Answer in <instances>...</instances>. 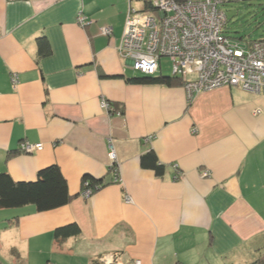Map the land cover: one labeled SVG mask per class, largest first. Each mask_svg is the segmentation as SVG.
Masks as SVG:
<instances>
[{
  "label": "crops",
  "instance_id": "obj_1",
  "mask_svg": "<svg viewBox=\"0 0 264 264\" xmlns=\"http://www.w3.org/2000/svg\"><path fill=\"white\" fill-rule=\"evenodd\" d=\"M130 8L143 0H0V172L33 180L55 164L73 196L43 212L0 208V264H30L31 249L53 255L40 264H93L114 251L125 264L264 255V96L231 86L189 100L183 85L128 83L136 75L118 45ZM22 141L42 148L20 152ZM149 148L162 176L140 166ZM70 223L80 234L56 244L54 229Z\"/></svg>",
  "mask_w": 264,
  "mask_h": 264
},
{
  "label": "built area",
  "instance_id": "obj_2",
  "mask_svg": "<svg viewBox=\"0 0 264 264\" xmlns=\"http://www.w3.org/2000/svg\"><path fill=\"white\" fill-rule=\"evenodd\" d=\"M226 1L239 0H154V6L161 9L163 15L130 8L118 45L120 57L129 62L135 72L147 75L156 73L160 59L167 57L172 72L182 78L189 100L196 94L231 86L264 96V41L242 44L224 36L226 16L218 5ZM78 20L81 23L84 18ZM110 30L107 26L101 28L105 34ZM11 81L17 82L15 73ZM100 107L120 114L105 98L100 99ZM149 139L150 136L145 140ZM41 148V143L22 141L19 144V151L23 153ZM109 159L112 170H116L111 144ZM202 175L208 176V172L203 171ZM114 181H117L116 177ZM90 192L91 188L86 187L81 195L87 197ZM125 200L131 202L129 197ZM95 261L125 264L121 254L115 251L100 254ZM131 264L141 263L133 260Z\"/></svg>",
  "mask_w": 264,
  "mask_h": 264
},
{
  "label": "trees",
  "instance_id": "obj_3",
  "mask_svg": "<svg viewBox=\"0 0 264 264\" xmlns=\"http://www.w3.org/2000/svg\"><path fill=\"white\" fill-rule=\"evenodd\" d=\"M175 2H182L184 0H173ZM245 1V0H239ZM234 2V1H230ZM230 2H223L220 5H226ZM154 11L163 15L161 9L154 6V0H143L142 11ZM225 14V13H224ZM227 22V20H225ZM225 22V25H226ZM225 33V26L223 34ZM225 36V34H224ZM231 40H238L242 44H248L253 41H264V38L257 40H245L244 38H230ZM44 39L38 38L37 52L39 56H43L48 52L47 45L44 46ZM44 46V48H43ZM157 73V72H156ZM147 75L140 74L126 78L130 84L149 85V84H162L166 86L182 85L183 81L180 76L176 74L171 75ZM114 107L113 103L110 104ZM140 166L142 168L151 169L156 176H162L165 166L161 164L152 148L139 156ZM95 182L90 179L89 186ZM73 196L68 192L67 182L62 175L58 165L51 164L39 169L33 180H14L8 173L0 172V208H20L26 205L34 206L37 212L52 210L68 204ZM80 228L76 223H70L61 227H57L53 231V238L56 244H60L68 237L78 236ZM93 264H97L94 261ZM249 264H264V255L256 257L254 261Z\"/></svg>",
  "mask_w": 264,
  "mask_h": 264
},
{
  "label": "rangeland",
  "instance_id": "obj_4",
  "mask_svg": "<svg viewBox=\"0 0 264 264\" xmlns=\"http://www.w3.org/2000/svg\"><path fill=\"white\" fill-rule=\"evenodd\" d=\"M218 8L226 16L225 36L230 38L242 37L251 41L264 38V0L234 1L226 5H220ZM160 69L164 74H173L171 62L167 57L160 59ZM130 70L131 74L139 75L133 69L130 68ZM147 138L148 136L145 139ZM52 256L51 253L39 256L31 249L29 254L30 264H40L43 259L47 260Z\"/></svg>",
  "mask_w": 264,
  "mask_h": 264
}]
</instances>
